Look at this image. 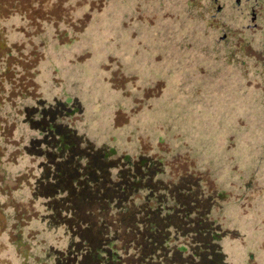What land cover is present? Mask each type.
I'll return each instance as SVG.
<instances>
[{"label":"rangeland","instance_id":"rangeland-1","mask_svg":"<svg viewBox=\"0 0 264 264\" xmlns=\"http://www.w3.org/2000/svg\"><path fill=\"white\" fill-rule=\"evenodd\" d=\"M191 5L0 0V264H71L55 259L76 237L36 195L48 158L25 117L59 99L78 105L62 122L75 133L160 157L165 182L194 181L226 264H264V68L210 48Z\"/></svg>","mask_w":264,"mask_h":264},{"label":"trees","instance_id":"trees-1","mask_svg":"<svg viewBox=\"0 0 264 264\" xmlns=\"http://www.w3.org/2000/svg\"><path fill=\"white\" fill-rule=\"evenodd\" d=\"M40 103L37 117L26 116L25 108L27 122L42 134L32 137V146L48 158L36 195L50 199L49 223L76 237L69 244L74 249L56 255V262L68 256L71 264H226L223 229L208 217L207 199H195L194 181L165 182L160 157L114 154L75 133L62 122L78 105Z\"/></svg>","mask_w":264,"mask_h":264},{"label":"flooded vegetation","instance_id":"flooded-vegetation-1","mask_svg":"<svg viewBox=\"0 0 264 264\" xmlns=\"http://www.w3.org/2000/svg\"><path fill=\"white\" fill-rule=\"evenodd\" d=\"M188 1L210 28V48H220L227 62L235 65L245 64L250 55L264 68V0ZM202 37L210 38L204 32Z\"/></svg>","mask_w":264,"mask_h":264}]
</instances>
